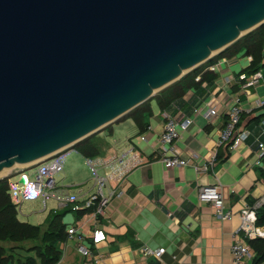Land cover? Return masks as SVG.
Instances as JSON below:
<instances>
[{"label": "crops", "instance_id": "obj_1", "mask_svg": "<svg viewBox=\"0 0 264 264\" xmlns=\"http://www.w3.org/2000/svg\"><path fill=\"white\" fill-rule=\"evenodd\" d=\"M218 54L215 52L192 69L201 70L197 81L205 72L210 76L180 98L161 107L158 99L168 96L169 90L151 97V113L145 116L143 128L124 115L51 157L56 163L59 156L66 161L63 168L57 163V192L75 193L80 200L94 192V180L89 182L87 172L80 168L82 164L96 172L101 169V177L106 180L103 191L112 193L104 212L95 216L93 208L73 211L70 205L60 206L53 198L25 200L16 206L19 221L41 229L47 227L54 214H62L65 238L55 245L60 252L55 264H157L154 257L143 255L144 246L164 248L161 259L167 264H232L230 245L241 222L240 211L255 206L264 195V171L256 164L257 160L264 162L259 147V143L264 144V105H258L264 100V55L252 66L253 56L243 50L233 57ZM256 71L262 75L259 84L245 88V78ZM232 106L241 109L237 131L246 135L230 149L229 140L221 144L218 141ZM197 108L200 112L195 114ZM205 109H212V115L204 116ZM166 114L191 121L172 146L166 147L168 155L175 153L186 159V166L166 168L159 158ZM70 156L71 160L67 159ZM211 157L214 159L210 165ZM203 165L208 168L202 170ZM23 169L16 167L2 177L17 179ZM205 185L218 187L224 210L231 212L230 219L216 217L209 204L198 200V189ZM263 209L264 203L256 208V225L264 230V225L258 224ZM70 226L87 238L92 230L100 229L105 240L92 245L91 255L85 257L67 235ZM237 236L251 250L247 264H257L264 250V237ZM35 244L30 241L23 247ZM0 245L7 250L6 255L14 257V264L25 256H33L36 264H41L34 252L22 246L13 248L15 244L8 242Z\"/></svg>", "mask_w": 264, "mask_h": 264}, {"label": "water", "instance_id": "obj_2", "mask_svg": "<svg viewBox=\"0 0 264 264\" xmlns=\"http://www.w3.org/2000/svg\"><path fill=\"white\" fill-rule=\"evenodd\" d=\"M264 23V0H0V174L51 159Z\"/></svg>", "mask_w": 264, "mask_h": 264}, {"label": "built area", "instance_id": "obj_3", "mask_svg": "<svg viewBox=\"0 0 264 264\" xmlns=\"http://www.w3.org/2000/svg\"><path fill=\"white\" fill-rule=\"evenodd\" d=\"M211 69L214 67L211 66ZM244 77V76H243ZM245 78V77H244ZM262 78L261 71H256L245 78L246 83L243 85L245 88L248 85H258ZM259 106L264 105V100L258 102ZM200 112L199 108L194 110L195 114ZM241 109L238 106H232L228 110V120L225 123V128L220 135L218 144L223 141L229 140V148H236L239 143L245 138V132L237 131V125L240 118ZM212 109H205L202 111L204 116H211ZM191 124L190 119H179L170 115H165V121L163 125V131L160 136L161 149L159 158L166 168H172L175 166H186L188 161L179 157L177 154H167L166 147L172 146V144L186 131ZM264 131V122H263ZM259 147L264 154V144L259 143ZM213 157L208 160V164L213 163ZM210 164V165H211ZM258 164L264 171V162L257 160ZM35 168L32 176L27 174L28 170ZM57 163L52 159H48L31 167L24 168L21 172H18L17 179L14 182L9 181V195L12 201L18 206L21 201H31L38 198L46 200L53 198L58 202L60 206L70 205L71 210L76 211L79 209L93 208V214H99L104 212V207L107 205L109 199L112 197L111 192L105 193L103 191L106 184L105 178L97 175L94 176L95 190L89 193L84 199L80 200V197L75 193H59L55 190L57 180L55 178V170ZM207 165L202 166V170H206ZM198 200L203 203H207L211 206L213 213L216 217L227 220L231 217V212L224 210V200L221 192L217 186L205 185L198 189ZM264 203V195L259 200L258 204L249 207L245 206L240 211V224L233 233V241L230 245V254L232 264H247V261L251 257V250L249 246L240 238L238 234L242 233L248 239H255L258 237H264L263 228L256 225L257 213L256 208ZM67 235L69 238L74 239L76 242L77 250L83 256L91 255V246L97 245L102 240H105V234L100 229H94L90 233V237L87 238L78 228L70 226L67 228ZM141 252L145 256H152L157 260V264H167L162 261L161 256L164 253V248H151L144 246ZM259 264H264V260Z\"/></svg>", "mask_w": 264, "mask_h": 264}, {"label": "trees", "instance_id": "obj_4", "mask_svg": "<svg viewBox=\"0 0 264 264\" xmlns=\"http://www.w3.org/2000/svg\"><path fill=\"white\" fill-rule=\"evenodd\" d=\"M263 49L264 23L261 24L251 36L239 38L230 44L221 51L220 55L233 57L243 50L245 54L253 56L251 65L256 66L262 58V54L264 55ZM200 72V69H194L166 87L165 90H169V95L159 99L157 98L159 105L164 107L173 99L180 98L188 89L196 87L209 78L210 74H206L207 72H205L200 76L198 81L195 80ZM155 96L156 95H154V97ZM148 102V100L142 102L126 114L133 118L139 128L144 127V118L151 113ZM81 152L86 153L83 150H81ZM8 191L9 176L0 178V243L8 242L10 244H15L13 248L19 247L23 249L25 247L24 243L30 241L36 242L37 244L26 249L24 248L25 251L34 252L41 264H55L60 259V252L55 245L58 241L65 238L64 225L60 220L62 214H54L45 229H41V227L27 222H21L17 219L16 204L12 201ZM258 224L264 225V209L260 219H258ZM21 246L24 247L21 248ZM6 251L7 250L0 245V264H14V257L12 255H6ZM260 257L261 260L259 262L264 260V250ZM15 264H36V259L33 256H25L17 259Z\"/></svg>", "mask_w": 264, "mask_h": 264}, {"label": "rangeland", "instance_id": "obj_5", "mask_svg": "<svg viewBox=\"0 0 264 264\" xmlns=\"http://www.w3.org/2000/svg\"><path fill=\"white\" fill-rule=\"evenodd\" d=\"M260 26V25H259ZM259 26H257L256 28H254V29H252V30H250L249 32H246V33H244V34H242V36L240 37V38H242V37H247V36H251L253 33H255V30H257L258 29V27ZM238 40V39H237ZM227 48V47H226ZM225 49V48H224ZM223 49V50H224ZM222 51V50H221ZM221 51H218L219 52V54H221ZM218 54V55H219ZM189 71H187L186 73H184L180 78H182L184 75H186L187 73H188ZM262 72H263V75H264V69L262 70ZM180 78H178L177 80H179ZM177 80H175V81H173V82H171L170 84H168L167 86H164L163 88H161V89H159V90H157L154 94H153V96L154 95H156V94H158L160 91H163V90H165V88L166 87H168V86H170L172 83H174V82H176ZM152 96V97H153ZM150 99V98H149ZM149 99H147V100H149ZM146 101V100H145ZM152 105H153V107L154 106H156V104L154 103V102H152ZM114 126V128H115V125H113ZM112 126V127H113ZM69 154V153H68ZM72 154H75V153H72ZM67 159H69V160H71V156L70 157H68ZM57 163L59 164V166L61 167V168H63L64 167V164L66 163V161L64 160V159H62L60 156H59V158H58V160H57ZM80 164V163H79ZM67 167H69V163H68V165H66ZM81 166H82V168H84L83 170H85L86 172H87V177H88V180H89V182H92L93 181V178H94V176H95V173L97 174V175H99V176H101L102 175V172H101V169H97V172H96V170L94 169V170H92L88 165H80V168H81ZM66 167V168H67ZM14 169V168H13ZM9 171H11V169L10 170H5V171H3V173H1L0 174V178L3 176V174L5 173V174H7V172H9ZM35 171V168H33V169H31V170H28L27 171V174L29 175V176H32V174H33V172ZM16 178H14V180H10V181H16L15 180ZM87 180V181H88Z\"/></svg>", "mask_w": 264, "mask_h": 264}]
</instances>
